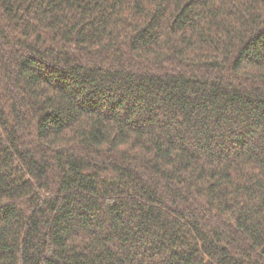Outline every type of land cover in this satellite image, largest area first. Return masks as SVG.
Wrapping results in <instances>:
<instances>
[{
	"label": "trees",
	"instance_id": "16d2710c",
	"mask_svg": "<svg viewBox=\"0 0 264 264\" xmlns=\"http://www.w3.org/2000/svg\"><path fill=\"white\" fill-rule=\"evenodd\" d=\"M0 264H264V0H0Z\"/></svg>",
	"mask_w": 264,
	"mask_h": 264
}]
</instances>
